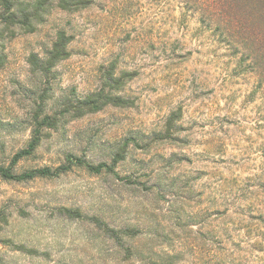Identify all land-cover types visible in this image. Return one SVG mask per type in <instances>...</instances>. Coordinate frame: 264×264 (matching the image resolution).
<instances>
[{"label":"rangeland","instance_id":"1","mask_svg":"<svg viewBox=\"0 0 264 264\" xmlns=\"http://www.w3.org/2000/svg\"><path fill=\"white\" fill-rule=\"evenodd\" d=\"M61 30L73 37L71 53L47 79L29 59ZM0 51V163L28 148L40 105L42 116L60 117L15 166L54 175L0 177V241L40 254L0 242V264H264V0L54 6L36 31L0 35ZM111 67L134 73L121 91L132 106L60 114ZM127 141L116 174L75 162L111 163ZM93 216L140 229L124 237L132 256Z\"/></svg>","mask_w":264,"mask_h":264},{"label":"trees","instance_id":"2","mask_svg":"<svg viewBox=\"0 0 264 264\" xmlns=\"http://www.w3.org/2000/svg\"><path fill=\"white\" fill-rule=\"evenodd\" d=\"M90 4V0H0V35L3 36L6 32L9 36H13L16 31L23 30L24 32H34L37 26L44 22L47 14L52 7L56 6L63 10H77L86 8ZM72 36L65 30L57 33L56 39L52 46L46 51L43 57L33 53L30 56V64L32 70L41 74L43 77L50 79L53 75V69L56 64L70 56L69 44ZM5 56L0 51V67L4 65ZM134 73L122 71L117 73L116 68L111 67L104 76V80L99 89L87 93L82 96L68 97L63 103V109L60 114L69 115L73 118H80L86 114L96 113L108 106L114 107H129L133 105V101L121 94L126 83L132 79ZM264 76V75H263ZM43 105H40L38 113L35 115V127L33 135L28 144V148L16 153L8 166L0 163V177L11 181H26L37 176H52L54 170L51 167H41L18 173L15 171V166L24 157L31 154L37 146H39L44 128L57 129L60 122V117L57 113L45 114ZM173 123L170 124L168 132H170ZM158 138H165V135H158ZM129 147V141L125 142L114 155L111 163L101 161L97 164L87 162L83 159H75V162L84 166L93 173H101L107 171L116 174L118 163L126 158V152ZM71 161V160H70ZM72 162V161H71ZM62 170H67L69 167H60ZM59 170V169H57ZM56 170V171H57ZM65 216L70 219L83 218L84 215L79 209L65 208L63 210ZM95 227L103 233V237L114 241L119 246L125 249L128 256H132L133 250L130 245H125L124 237L136 238L141 232L138 227L126 226L117 228L109 224L106 220L100 217H90ZM2 240V239H0ZM5 244L12 246L13 249L21 252L39 255L40 251L35 248H29L25 244H17L11 239H5ZM42 254L48 255V252Z\"/></svg>","mask_w":264,"mask_h":264}]
</instances>
